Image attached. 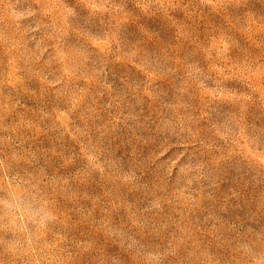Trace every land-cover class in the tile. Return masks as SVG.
<instances>
[{
    "label": "rangeland",
    "instance_id": "obj_1",
    "mask_svg": "<svg viewBox=\"0 0 264 264\" xmlns=\"http://www.w3.org/2000/svg\"><path fill=\"white\" fill-rule=\"evenodd\" d=\"M0 264H264V0H0Z\"/></svg>",
    "mask_w": 264,
    "mask_h": 264
}]
</instances>
